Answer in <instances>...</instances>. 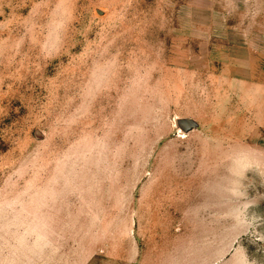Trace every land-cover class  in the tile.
<instances>
[{
	"label": "rangeland",
	"instance_id": "rangeland-1",
	"mask_svg": "<svg viewBox=\"0 0 264 264\" xmlns=\"http://www.w3.org/2000/svg\"><path fill=\"white\" fill-rule=\"evenodd\" d=\"M0 264H264V0H0Z\"/></svg>",
	"mask_w": 264,
	"mask_h": 264
}]
</instances>
